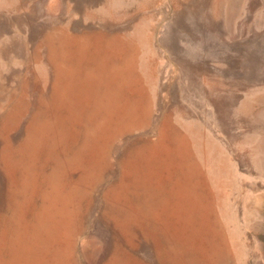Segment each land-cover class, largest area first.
Wrapping results in <instances>:
<instances>
[{
    "label": "rangeland",
    "instance_id": "rangeland-1",
    "mask_svg": "<svg viewBox=\"0 0 264 264\" xmlns=\"http://www.w3.org/2000/svg\"><path fill=\"white\" fill-rule=\"evenodd\" d=\"M0 264H264V0H0Z\"/></svg>",
    "mask_w": 264,
    "mask_h": 264
},
{
    "label": "crops",
    "instance_id": "crops-1",
    "mask_svg": "<svg viewBox=\"0 0 264 264\" xmlns=\"http://www.w3.org/2000/svg\"><path fill=\"white\" fill-rule=\"evenodd\" d=\"M166 158H167V157H166V155H165V167H167V166H168V164L166 165Z\"/></svg>",
    "mask_w": 264,
    "mask_h": 264
}]
</instances>
